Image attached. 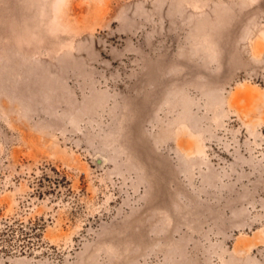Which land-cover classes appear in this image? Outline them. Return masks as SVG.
Returning a JSON list of instances; mask_svg holds the SVG:
<instances>
[{
    "label": "rangeland",
    "instance_id": "374dc122",
    "mask_svg": "<svg viewBox=\"0 0 264 264\" xmlns=\"http://www.w3.org/2000/svg\"><path fill=\"white\" fill-rule=\"evenodd\" d=\"M0 264H264V0H0Z\"/></svg>",
    "mask_w": 264,
    "mask_h": 264
},
{
    "label": "trees",
    "instance_id": "16d2710c",
    "mask_svg": "<svg viewBox=\"0 0 264 264\" xmlns=\"http://www.w3.org/2000/svg\"><path fill=\"white\" fill-rule=\"evenodd\" d=\"M9 226H10V225H9ZM10 229H11V230H13V228H12V227H10ZM1 235H3V231H1Z\"/></svg>",
    "mask_w": 264,
    "mask_h": 264
}]
</instances>
